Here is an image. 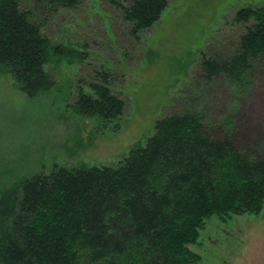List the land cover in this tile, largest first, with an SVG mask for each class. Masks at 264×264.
I'll return each mask as SVG.
<instances>
[{
    "label": "trees",
    "instance_id": "1",
    "mask_svg": "<svg viewBox=\"0 0 264 264\" xmlns=\"http://www.w3.org/2000/svg\"><path fill=\"white\" fill-rule=\"evenodd\" d=\"M45 1L55 11L79 0ZM167 3L119 6L137 33L156 24ZM234 19L245 25L237 51L204 58L202 66L209 78L244 86L248 60L264 56V6L242 7ZM42 26L21 0H0V72L29 97L52 87L45 65L65 54ZM100 76L75 105L84 116L112 121L125 101L109 88L107 73ZM205 119L199 110L164 116L116 166L54 167L0 191V264H202L189 245L206 219L259 214L264 206V152L239 145L231 115L211 126Z\"/></svg>",
    "mask_w": 264,
    "mask_h": 264
},
{
    "label": "rangeland",
    "instance_id": "2",
    "mask_svg": "<svg viewBox=\"0 0 264 264\" xmlns=\"http://www.w3.org/2000/svg\"><path fill=\"white\" fill-rule=\"evenodd\" d=\"M119 3L130 0H79L55 11L45 0H21L65 54L45 65L53 85L34 97L0 72L2 193L54 167L116 166L145 145L156 119L170 114L203 111L209 126L231 115L239 145L264 152V56L248 60L244 86L223 75L209 78L202 66L204 58L222 60L237 51L245 25L234 19L236 11L264 0H168L158 22L137 33ZM102 73L125 101L112 121L84 116L75 105L79 91ZM189 248L202 264H264V206L259 214L209 217Z\"/></svg>",
    "mask_w": 264,
    "mask_h": 264
},
{
    "label": "water",
    "instance_id": "3",
    "mask_svg": "<svg viewBox=\"0 0 264 264\" xmlns=\"http://www.w3.org/2000/svg\"><path fill=\"white\" fill-rule=\"evenodd\" d=\"M0 197H1V193H0Z\"/></svg>",
    "mask_w": 264,
    "mask_h": 264
}]
</instances>
